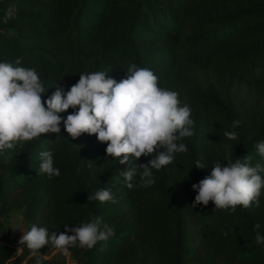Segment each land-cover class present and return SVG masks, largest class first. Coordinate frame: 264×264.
I'll use <instances>...</instances> for the list:
<instances>
[{"label":"trees","instance_id":"16d2710c","mask_svg":"<svg viewBox=\"0 0 264 264\" xmlns=\"http://www.w3.org/2000/svg\"><path fill=\"white\" fill-rule=\"evenodd\" d=\"M13 5L15 15L3 23ZM17 58L37 71L48 89L45 101L81 73L105 71L119 82L132 63L148 68L160 87L181 88L193 135L181 141L187 152L153 170L154 184L143 186L137 177L129 189L121 172L151 157L121 165L95 135L73 140L62 123L58 135L18 145L7 159L0 155V214L19 209L26 230L36 225L57 235L65 225L101 217L115 235L91 250L70 248L79 264H264V244H256L254 231L259 223L264 235V190L259 207H192V185L215 162L226 164L228 153L233 162L250 155L253 166H264L255 148L264 142V0H0V62ZM195 67L211 68L216 84H200ZM233 130L238 139L230 141L223 133ZM45 150L53 153L58 177L38 174ZM197 160L206 167L197 169ZM102 188L111 189L115 203H88ZM13 249L0 241V264ZM43 264L67 262L50 257Z\"/></svg>","mask_w":264,"mask_h":264},{"label":"clouds","instance_id":"9594fccd","mask_svg":"<svg viewBox=\"0 0 264 264\" xmlns=\"http://www.w3.org/2000/svg\"><path fill=\"white\" fill-rule=\"evenodd\" d=\"M15 13L16 7L10 6L2 22L8 23ZM21 62L22 58L14 63L0 62V155L45 134L58 135L63 123L73 140L83 134L95 135L99 143L107 145V157L119 159L121 165L151 157L147 164H132L121 172L126 187L131 189L137 177L143 186L154 184L153 170H161L174 162L176 154L187 152V145L181 141L193 135L191 108L181 105L176 91L160 87L159 78L152 70L132 63L126 69V77L119 82L105 71L81 73L76 84L67 91L57 85L56 91L45 101L42 94L48 89L37 71L20 66ZM69 109L73 111L63 118L61 114ZM238 126L239 121L234 120L232 128ZM223 135L234 141L239 134L233 130L224 131ZM255 148L264 158V142L257 143ZM39 159V175L47 174L49 179L60 175V170L54 167L51 151L39 152ZM225 159L226 164L215 162L210 175L192 185L197 193L192 207L207 206L209 202L215 205L214 211L235 212L239 206L249 208L253 204L259 207V197L264 190V166L259 163L253 166L250 155L233 162L228 153ZM195 167L206 166L197 160ZM91 201L115 203L109 188L88 195V203ZM64 228L59 235L36 225L22 231L20 247L8 264H13L25 248L29 255L23 264L33 258L36 264H43L50 258L41 251L46 247L50 248L51 256L61 255L67 264H72L70 248L91 250L99 242L106 244L115 235V230L101 217ZM259 229L260 224H255L258 245L264 244V235Z\"/></svg>","mask_w":264,"mask_h":264},{"label":"rangeland","instance_id":"374dc122","mask_svg":"<svg viewBox=\"0 0 264 264\" xmlns=\"http://www.w3.org/2000/svg\"><path fill=\"white\" fill-rule=\"evenodd\" d=\"M191 72L194 76L199 80L200 84L207 85L213 84L215 85L216 82L214 81V77L212 75L211 68H192ZM170 90L176 91L179 94V98L183 96L182 90L178 86H173ZM261 105H264V99L261 100ZM11 153V150H6L5 154H3V158L7 159ZM28 226V222L21 217V211L16 208H10L6 212H2L0 214V241L4 242L10 246H12L13 253L9 257L16 255L17 248L20 247L19 240L22 235V231L26 230ZM46 255L49 257L59 258L65 262L66 259L61 255L51 256V250L45 251ZM29 253L24 255L22 258L19 255L16 256V259L13 261V264H23V261L28 257ZM9 258L5 261V264H8ZM19 258V260H17ZM72 264H79L75 259L71 258ZM29 262H35V259H31Z\"/></svg>","mask_w":264,"mask_h":264}]
</instances>
